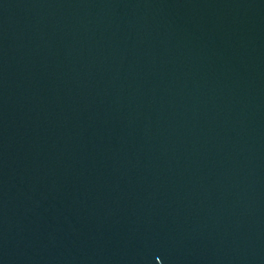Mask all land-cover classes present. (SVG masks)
Returning <instances> with one entry per match:
<instances>
[{"label": "water", "instance_id": "water-1", "mask_svg": "<svg viewBox=\"0 0 264 264\" xmlns=\"http://www.w3.org/2000/svg\"><path fill=\"white\" fill-rule=\"evenodd\" d=\"M0 264H264V0H0Z\"/></svg>", "mask_w": 264, "mask_h": 264}]
</instances>
